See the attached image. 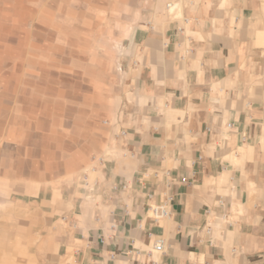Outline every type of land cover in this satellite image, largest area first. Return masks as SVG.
Returning a JSON list of instances; mask_svg holds the SVG:
<instances>
[{
    "label": "crops",
    "instance_id": "0c3cea01",
    "mask_svg": "<svg viewBox=\"0 0 264 264\" xmlns=\"http://www.w3.org/2000/svg\"><path fill=\"white\" fill-rule=\"evenodd\" d=\"M9 1L0 264H264V0Z\"/></svg>",
    "mask_w": 264,
    "mask_h": 264
},
{
    "label": "rangeland",
    "instance_id": "374dc122",
    "mask_svg": "<svg viewBox=\"0 0 264 264\" xmlns=\"http://www.w3.org/2000/svg\"><path fill=\"white\" fill-rule=\"evenodd\" d=\"M10 8L9 0H0V131L4 129V118L7 106H10L9 99L5 94L14 62L20 61V51L24 49L21 35L24 34L25 26L18 23ZM6 85V86H5ZM9 92V91H8Z\"/></svg>",
    "mask_w": 264,
    "mask_h": 264
},
{
    "label": "built area",
    "instance_id": "2783aa9c",
    "mask_svg": "<svg viewBox=\"0 0 264 264\" xmlns=\"http://www.w3.org/2000/svg\"><path fill=\"white\" fill-rule=\"evenodd\" d=\"M185 182V178L182 179ZM171 197H167L160 203L150 206V211L152 216L156 221L164 217H169L171 214L170 210ZM154 251L161 252L163 251V240L159 239L154 244Z\"/></svg>",
    "mask_w": 264,
    "mask_h": 264
}]
</instances>
